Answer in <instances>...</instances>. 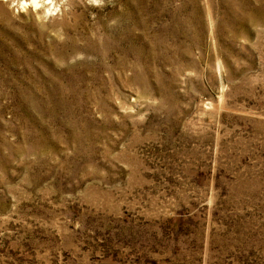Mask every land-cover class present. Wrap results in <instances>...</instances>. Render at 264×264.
Wrapping results in <instances>:
<instances>
[{
	"label": "rangeland",
	"instance_id": "rangeland-1",
	"mask_svg": "<svg viewBox=\"0 0 264 264\" xmlns=\"http://www.w3.org/2000/svg\"><path fill=\"white\" fill-rule=\"evenodd\" d=\"M22 2L0 264H264V0Z\"/></svg>",
	"mask_w": 264,
	"mask_h": 264
},
{
	"label": "bare ground",
	"instance_id": "bare-ground-1",
	"mask_svg": "<svg viewBox=\"0 0 264 264\" xmlns=\"http://www.w3.org/2000/svg\"><path fill=\"white\" fill-rule=\"evenodd\" d=\"M23 7L38 8L39 0H30V2L23 0L21 3Z\"/></svg>",
	"mask_w": 264,
	"mask_h": 264
}]
</instances>
